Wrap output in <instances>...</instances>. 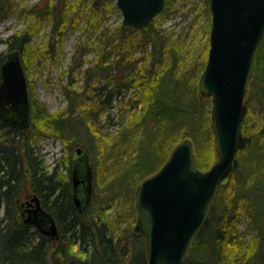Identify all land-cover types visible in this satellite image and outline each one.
<instances>
[{"label":"trees","instance_id":"16d2710c","mask_svg":"<svg viewBox=\"0 0 264 264\" xmlns=\"http://www.w3.org/2000/svg\"><path fill=\"white\" fill-rule=\"evenodd\" d=\"M23 1L0 0V17L15 13L26 20L5 40L8 50L20 51L23 68L41 60L42 53L55 57L65 29L77 28L81 18L83 28L98 34L92 43H77L67 78L59 76L67 101L63 108L50 112L42 102L30 100L29 135L14 125L17 134L6 132L11 123L0 122V264H147L143 235L134 230L137 185L183 139L192 142L197 168L205 170L214 160L210 97L200 95L197 82L207 62L209 38L194 51L180 33L174 36V31L157 26V18L166 17L176 0H165L164 9L140 29L122 23L100 29L116 8L113 0H40L31 5ZM208 5L209 0L202 1L191 24ZM210 19L201 27L207 33ZM48 20L46 43H34ZM93 48V64L83 67L85 54ZM136 51L141 54L135 57ZM4 57L0 51V65ZM254 58L234 167L217 186L208 223L191 241L182 264H264V37ZM101 77L105 82L94 86ZM138 84L148 94L145 104L139 96H125ZM116 106L122 110L117 114L118 130L105 137L98 121L104 117L105 126L113 123L111 110ZM46 134L59 137L69 151L83 144L96 161L97 195L88 219L75 211L70 176L62 177L56 167L49 172L43 164L36 139ZM35 193L61 224L58 240L20 216V200ZM243 220L247 226L242 232Z\"/></svg>","mask_w":264,"mask_h":264},{"label":"water","instance_id":"95a60500","mask_svg":"<svg viewBox=\"0 0 264 264\" xmlns=\"http://www.w3.org/2000/svg\"><path fill=\"white\" fill-rule=\"evenodd\" d=\"M96 4L101 0H93ZM122 24L140 29L164 8L165 0H115ZM211 24L207 62L198 92L209 96L210 126L218 158L209 168L195 164L189 139L177 142L162 165L141 179L134 206V230L144 236L147 264H182L191 241L208 223L217 186L233 169L239 149L244 98L255 72V52L264 35V0H209ZM0 118L23 131L30 129V100L20 51L7 53L0 66ZM72 197L79 215L92 198L94 164L82 147L72 154ZM24 222L58 239L54 217L40 206L36 194ZM31 202H34L32 204Z\"/></svg>","mask_w":264,"mask_h":264},{"label":"rangeland","instance_id":"374dc122","mask_svg":"<svg viewBox=\"0 0 264 264\" xmlns=\"http://www.w3.org/2000/svg\"><path fill=\"white\" fill-rule=\"evenodd\" d=\"M37 1L40 0H24L23 4L31 5L37 3ZM69 1H74L78 3L79 0H63L62 2L69 3ZM87 1L88 4H90V2H93V0ZM113 1L116 5V1ZM202 1L203 0H176V5L174 6V9H172V11H170L169 14L166 15V17L159 16L157 18V26L161 29H168V31H174V36L180 35V37H182L181 39H185L184 44L187 48H191V50L198 51L200 45L202 43H205L206 40L209 38V33H207L208 29L206 30L204 28V30L201 27L203 23L208 19V16H211L210 6L208 5V11L201 12L199 20H196L193 24H191L194 16L197 15L201 7ZM193 6H196L197 8H194ZM48 19L51 20V18ZM121 19V12L116 6V8H112V13L110 14V16L107 17V19L102 20L100 29L106 27L107 25L114 27L119 23H122ZM49 20L46 24L42 23L43 25L38 33L39 37L33 40V42L35 41L34 43L38 44L40 42L41 45H44L46 43V40L50 36L49 34L51 24ZM25 23L26 20L23 18H19L15 13L0 17L1 52L6 53V51L8 50L7 44L5 43L6 38L15 31L23 28L25 26ZM79 23V26L75 29H73L72 26L65 29L63 36L60 37L61 49L60 51H57L55 53V57H49L45 53H42L41 60L38 57L37 61H35L36 59H34L30 63H27V65H24L25 75L28 81L27 89L29 90V100H33V102H42L45 105L46 109L50 112L55 111V109L63 108V106H65V104L67 103L66 99H64L63 97L62 88L59 84V76L64 77V80L67 78L66 72L69 68V64H73L72 60L77 57V55L73 54L75 51V46L77 45V43L82 45V43H85L87 40H89L90 43L94 42V38L97 37L98 34V31L83 28L84 18H81ZM96 53V49H88L87 53L85 54L86 56L83 67L91 66L93 64V58ZM140 54V52L136 51V54L134 56L136 57ZM78 76L80 79H82V76ZM97 79V82H94V86H101L106 80L102 77ZM146 94H144V91L138 84L137 86H131L125 96H131L132 99L134 98V96H139L140 99L142 98L143 100L142 104H145L148 98V94ZM111 112L113 123L105 126L104 117H102V119L98 121L101 127L100 129H102V133L105 134L104 136H108L110 138L113 137L118 130L119 121L117 118V114L118 112H122V110L116 106V108L112 109ZM83 141H86V139L83 138ZM36 143L37 151L41 154L43 164L45 165L47 171L51 172L56 167L58 174H60L62 177L66 175L70 176V156L72 154V150H67L59 139V137H53L50 134H46L43 137H38L36 139ZM78 146L83 147V144ZM255 154L257 156L259 155V148L255 151ZM212 156L214 159L212 163H214L218 158L214 145ZM243 156L245 157L246 161L248 153L245 152ZM94 162L96 164V161ZM148 162L149 163L147 164V167H150L153 164V160H151V162ZM96 182H98V178L96 179ZM99 194L100 196H102V194L104 193L102 192ZM59 226L60 228H62L61 224ZM246 226L247 222L243 220L241 222L239 230H242L243 232L244 230H246ZM142 240L144 241V238ZM137 243L140 242L137 241Z\"/></svg>","mask_w":264,"mask_h":264},{"label":"flooded vegetation","instance_id":"af4514ba","mask_svg":"<svg viewBox=\"0 0 264 264\" xmlns=\"http://www.w3.org/2000/svg\"><path fill=\"white\" fill-rule=\"evenodd\" d=\"M13 34V33H12ZM11 34V35H12ZM10 51H12V50H7L6 51V53H5V59H6V56H7V53L8 52H10ZM5 59H4V61H5ZM3 61V62H4ZM2 62V63H3ZM1 66V65H0ZM0 122H6V123H11V125L6 129V132L7 131H11L12 133L11 134H17V130L19 129V131H21L22 129H20L16 124H14L13 122H11V121H7V120H5V119H2V118H0ZM13 125L14 126H16L15 128L17 129H15L14 127H13ZM30 130H28L27 132L26 131H23L22 130V133H25V134H27V135H29L30 134V132H29ZM88 153V152H87ZM89 154V153H88ZM91 156V155H90ZM71 159H72V154H71V156H70V163H71ZM93 164H94V162H93ZM71 169H72V163H71V168H70V173H71ZM94 172H95V165H94ZM71 176H72V173L70 174V184H71V187H70V195H71V199H72V203H73V205H74V207H75V211H76V213L78 214V216H79V211H78V209H77V207H76V205L74 204V202H73V197H72V187H73V184H72V180H71ZM93 183H94V189H93V196H92V198L90 199V201H89V203H88V206H87V208L85 209V211L83 212L85 215H87V216H89V212H90V209H91V204H92V202H93V200L95 199V197H96V193H97V183H96V172H95V174H94V181H93ZM30 195V194H29ZM30 196H32V195H30ZM30 196H24L23 197V199H21L20 200V202H19V208H20V216H21V218L23 219L25 216H26V214L28 213V211L32 208L30 205H28L27 204V201L28 200H30ZM38 196V195H37ZM39 197V200H40V206L41 207H43V209L45 210V211H47V212H49L50 213V215L52 216V217H54L53 215H52V213L46 208V207H44V205H43V200H42V198L40 197V196H38ZM32 204H34V202H31ZM82 217V216H81ZM83 218V217H82ZM54 220H55V224H56V228L58 229V237L60 236V231H61V229L62 228H60V223L55 219V217H54ZM63 227H64V225H62ZM67 227V226H66ZM66 227H64V228H66ZM48 237H50L49 235H47ZM46 236V237H47ZM51 238V237H50ZM58 240V239H57Z\"/></svg>","mask_w":264,"mask_h":264},{"label":"clouds","instance_id":"9594fccd","mask_svg":"<svg viewBox=\"0 0 264 264\" xmlns=\"http://www.w3.org/2000/svg\"><path fill=\"white\" fill-rule=\"evenodd\" d=\"M77 247H78V246H74V247H73V251H75Z\"/></svg>","mask_w":264,"mask_h":264}]
</instances>
